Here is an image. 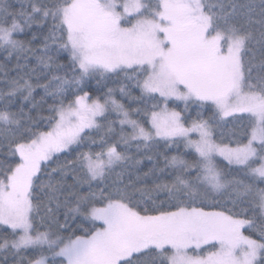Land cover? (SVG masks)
Wrapping results in <instances>:
<instances>
[{"label":"snow or ice","instance_id":"obj_1","mask_svg":"<svg viewBox=\"0 0 264 264\" xmlns=\"http://www.w3.org/2000/svg\"><path fill=\"white\" fill-rule=\"evenodd\" d=\"M16 2L0 264H264V0Z\"/></svg>","mask_w":264,"mask_h":264},{"label":"trees","instance_id":"obj_2","mask_svg":"<svg viewBox=\"0 0 264 264\" xmlns=\"http://www.w3.org/2000/svg\"><path fill=\"white\" fill-rule=\"evenodd\" d=\"M11 2L14 4L15 7H19V4L16 2V0H11ZM2 57H3V54H0V62H2ZM14 63V62H13ZM108 87H115V85L113 84H109ZM96 88V84H95V80L92 81V85L91 87H89L88 89H86L87 91L89 92H93V90ZM38 92L40 91L39 89L37 90ZM94 95H99L100 93H93ZM136 95H138L139 93L136 92L135 93ZM119 99V96L117 97ZM37 99H39V96H37ZM125 103H127V101H125ZM133 107H135L136 105L133 104L132 105ZM48 113H43V115H47ZM230 127V125H229ZM93 135H95V133H93ZM95 148V146H94ZM86 150V149H84ZM169 155H175L176 152L175 150H171L169 153ZM65 158L71 160V159H74L75 158V153H72L71 155H67V154H60V160L63 161ZM162 166V165H161ZM52 167H56L55 164H52ZM152 167V162L151 161H148V160H144L143 163L140 165V171L141 172H146L148 171L149 168ZM150 182V181H149ZM69 183H71V179H69Z\"/></svg>","mask_w":264,"mask_h":264}]
</instances>
